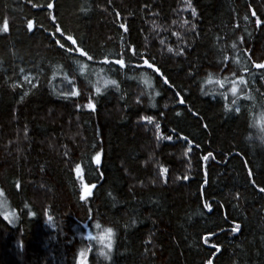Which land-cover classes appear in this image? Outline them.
<instances>
[{
	"label": "trees",
	"instance_id": "16d2710c",
	"mask_svg": "<svg viewBox=\"0 0 264 264\" xmlns=\"http://www.w3.org/2000/svg\"><path fill=\"white\" fill-rule=\"evenodd\" d=\"M262 188L264 0H0V264H264Z\"/></svg>",
	"mask_w": 264,
	"mask_h": 264
},
{
	"label": "snow or ice",
	"instance_id": "6c2138e0",
	"mask_svg": "<svg viewBox=\"0 0 264 264\" xmlns=\"http://www.w3.org/2000/svg\"><path fill=\"white\" fill-rule=\"evenodd\" d=\"M187 6H188V8L191 9L192 16L195 17V16H196V10H195V8L192 7V5H191L190 2L188 3ZM48 8H52V5L49 4V5H48ZM174 23H175V21H174ZM184 23L187 24L188 21H184ZM257 23H259V21H257ZM123 26H124V25L122 24L121 27H123ZM31 27H32L31 22H29V28H31ZM54 27H55V26H54ZM191 27H192V28H195V25L193 24ZM55 30H56V31H60L59 28H56ZM67 41H70L71 44H69V47H68L67 49H65V50L68 51L69 53H71V52L73 51L71 45L76 44L77 41H76L75 39H73L72 36H68V37H67ZM60 47H61V48H64V44H61ZM234 47H235V45H234ZM77 50H78V49H77ZM168 50H169V51H172L171 48L168 49ZM81 55H82V56H83V55H87V52H86V51H82V52H81ZM88 59L91 60V59H92V56L89 55V56H88ZM115 62H116L117 64H120L121 67L124 66V61L121 60V59H119V58H118ZM145 63H147V61H145ZM206 82L209 83V84H211V83H213V80H212V79H209V80H207ZM69 83H71V81H69ZM105 83H111V84L115 85V81H106ZM215 83L220 84V87H221V88L224 87V84H223V82H221V81H215ZM33 87H35V85H33ZM96 91L99 92L100 89L97 88ZM61 95H63V96H68V95H72V96H74V95H77V92H76V91H72V92H70V93H68V92H62ZM85 107H87V108H93L94 105L92 104L91 101H89V103H88L87 105H85ZM226 108H227V107H226ZM141 119H147V120L149 121V123H151L153 118H152L151 116H148V117H142ZM159 127H160L159 124H157V125H156V128L159 129ZM164 138H165V139H168V140H171V139H172L171 136H167V137H164ZM209 156H211V153H209ZM204 159L207 160L208 157H204ZM94 162H95L98 166L100 165V163H101V156H100V153H97V154H96V156L94 157ZM77 169H79V165H77ZM261 191H264V188H262ZM84 195H85V196L90 195V191H89V189H88L87 187H85ZM49 220H51V217H49ZM97 227H99V225H97ZM237 228H238V226H237ZM237 228H234L233 231L235 232V231L237 230ZM107 231H108L109 234H111V232H112L111 229H107ZM102 240H103V238L101 237V242H102ZM108 246H109V248H110V246H111V245H110V242H109V245H108Z\"/></svg>",
	"mask_w": 264,
	"mask_h": 264
},
{
	"label": "rangeland",
	"instance_id": "374dc122",
	"mask_svg": "<svg viewBox=\"0 0 264 264\" xmlns=\"http://www.w3.org/2000/svg\"><path fill=\"white\" fill-rule=\"evenodd\" d=\"M89 103V101L84 102L83 103V107H85V105H87ZM87 108V107H85ZM83 173L82 169H78L77 170V175H80ZM0 210L2 211L3 214H5L8 217H11V209L10 207L6 204V202L3 200V198L0 197ZM78 264H88L86 259H81L78 261Z\"/></svg>",
	"mask_w": 264,
	"mask_h": 264
},
{
	"label": "water",
	"instance_id": "95a60500",
	"mask_svg": "<svg viewBox=\"0 0 264 264\" xmlns=\"http://www.w3.org/2000/svg\"><path fill=\"white\" fill-rule=\"evenodd\" d=\"M49 9H51V8H49ZM50 17H51V19H53V14H52V13H51ZM85 187H87V188L89 189V191H90V195H91L92 190H93V187L90 186V185H85V186H83L82 189H81V198H82V199L90 196V195H88V196H85V195H84Z\"/></svg>",
	"mask_w": 264,
	"mask_h": 264
}]
</instances>
